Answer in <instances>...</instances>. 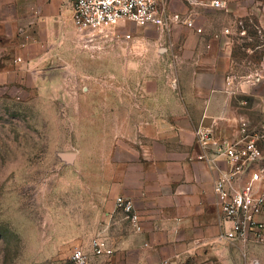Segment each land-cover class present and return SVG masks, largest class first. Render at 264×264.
Listing matches in <instances>:
<instances>
[{
  "label": "crops",
  "instance_id": "1",
  "mask_svg": "<svg viewBox=\"0 0 264 264\" xmlns=\"http://www.w3.org/2000/svg\"><path fill=\"white\" fill-rule=\"evenodd\" d=\"M73 2L0 0V78L13 74L21 86L32 78L35 86V56L77 51L82 55L80 79L85 93L64 99L76 101L73 107L80 113L79 133L94 135L97 148L102 144L103 166L108 160L111 165L110 175L80 183L81 209L88 212L94 204L98 222L95 229L88 228V238L109 237L118 248L114 264H164L165 259L170 264H242L231 244L221 237V210L214 191L218 170L201 157L195 131L202 127L219 137L236 136L240 121H249L255 104L264 109V92L257 87L264 76L256 71L237 72L232 41L222 32L224 45L208 55L206 65L200 45L189 40L194 44L190 50L194 62L175 64V80L166 76L171 69L166 63L157 70L159 78H153L152 65L146 70V64L142 69L140 64L120 62L125 48L108 52L110 56H93L70 44L42 47L40 42L55 39L57 28L72 20ZM234 4L230 16L242 13ZM64 38L71 42L74 35ZM220 59L224 60L222 67ZM141 71L143 77L136 85L134 77L141 78ZM186 71L191 72L189 77ZM205 76L209 77L206 82ZM64 152L73 153V160L61 159L76 165L77 152ZM118 195L133 200L143 223L142 233H133L115 210Z\"/></svg>",
  "mask_w": 264,
  "mask_h": 264
},
{
  "label": "rangeland",
  "instance_id": "2",
  "mask_svg": "<svg viewBox=\"0 0 264 264\" xmlns=\"http://www.w3.org/2000/svg\"><path fill=\"white\" fill-rule=\"evenodd\" d=\"M165 1L170 14L176 16L168 28L127 23L82 30L70 19L57 28L55 39H45L40 45L62 48L70 44L93 56L125 48L120 62L140 64L142 69L146 64V70L152 65L153 78H159L157 70L166 63L171 66L166 76L175 80V64L194 62L190 52L194 44L200 45L206 65L208 55L223 47L221 32L229 28L227 37L232 41L237 72L247 75L256 71L264 76V0H224L228 9L209 6L212 0ZM232 3L242 10L240 15H229L233 14ZM188 15L203 28L202 33L184 23ZM67 34L74 35L71 42L64 38ZM191 39L194 44L189 43ZM78 52L35 56V86L32 78L24 86L13 74L0 78V264H65L77 245L90 248L88 228L95 229L98 222L94 204L88 212L81 209L80 183L110 175L111 165L108 160L103 166L106 160L99 154L102 144L97 148L96 137L79 133L80 113L73 107L76 101L64 99L85 93ZM218 65L224 66V60ZM186 73V77L191 75ZM142 74L134 77L136 85ZM204 78L206 82L209 77ZM257 87L263 93L264 81ZM255 105L248 119L263 135L264 147V109ZM64 151L77 152L76 165L61 159ZM231 246L242 264H264V245Z\"/></svg>",
  "mask_w": 264,
  "mask_h": 264
},
{
  "label": "built area",
  "instance_id": "3",
  "mask_svg": "<svg viewBox=\"0 0 264 264\" xmlns=\"http://www.w3.org/2000/svg\"><path fill=\"white\" fill-rule=\"evenodd\" d=\"M209 6L228 9L224 0H212ZM165 0H74L72 21L82 30L135 23L139 26L169 27L174 20ZM184 23L198 33L203 28L192 15ZM229 28L223 31L225 36ZM232 85V80L228 81ZM204 159L218 170L214 191L221 210V237L242 247L264 245V147L263 135L242 119L236 136L219 137L208 128L195 131ZM221 163L224 166H221ZM115 210L122 214L133 233L144 230L141 216L133 200L124 195L115 198ZM148 246V243H145ZM117 246L105 236L91 239L90 248L76 246L65 264H114ZM165 259L164 264H170Z\"/></svg>",
  "mask_w": 264,
  "mask_h": 264
},
{
  "label": "water",
  "instance_id": "4",
  "mask_svg": "<svg viewBox=\"0 0 264 264\" xmlns=\"http://www.w3.org/2000/svg\"><path fill=\"white\" fill-rule=\"evenodd\" d=\"M60 157L63 158L66 161H72L74 154L73 153H69V152H64L60 154Z\"/></svg>",
  "mask_w": 264,
  "mask_h": 264
}]
</instances>
